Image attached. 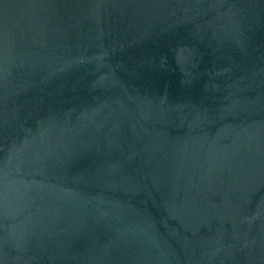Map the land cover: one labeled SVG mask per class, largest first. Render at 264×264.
<instances>
[{
    "label": "water",
    "instance_id": "water-1",
    "mask_svg": "<svg viewBox=\"0 0 264 264\" xmlns=\"http://www.w3.org/2000/svg\"><path fill=\"white\" fill-rule=\"evenodd\" d=\"M0 264H264V0H0Z\"/></svg>",
    "mask_w": 264,
    "mask_h": 264
}]
</instances>
